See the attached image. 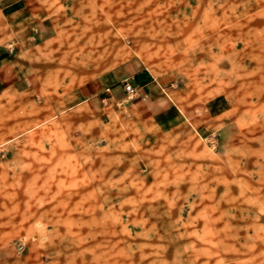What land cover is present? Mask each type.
<instances>
[{"label": "rangeland", "instance_id": "374dc122", "mask_svg": "<svg viewBox=\"0 0 264 264\" xmlns=\"http://www.w3.org/2000/svg\"><path fill=\"white\" fill-rule=\"evenodd\" d=\"M33 3L0 264H264V0Z\"/></svg>", "mask_w": 264, "mask_h": 264}, {"label": "crops", "instance_id": "0c3cea01", "mask_svg": "<svg viewBox=\"0 0 264 264\" xmlns=\"http://www.w3.org/2000/svg\"><path fill=\"white\" fill-rule=\"evenodd\" d=\"M36 14L33 0H0V79L12 83L23 77L22 70L15 65V57L33 46L36 34L30 33V26H33ZM149 94L157 97L159 92L156 88H149Z\"/></svg>", "mask_w": 264, "mask_h": 264}, {"label": "built area", "instance_id": "2783aa9c", "mask_svg": "<svg viewBox=\"0 0 264 264\" xmlns=\"http://www.w3.org/2000/svg\"><path fill=\"white\" fill-rule=\"evenodd\" d=\"M125 90H126L127 92H133L134 88H133L132 84H130V83H126V84H125Z\"/></svg>", "mask_w": 264, "mask_h": 264}]
</instances>
